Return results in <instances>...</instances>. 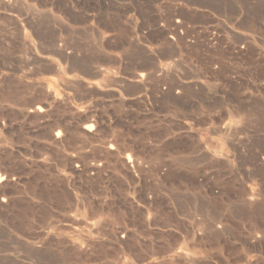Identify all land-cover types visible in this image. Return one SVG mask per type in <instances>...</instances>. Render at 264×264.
<instances>
[{"label": "rangeland", "instance_id": "rangeland-1", "mask_svg": "<svg viewBox=\"0 0 264 264\" xmlns=\"http://www.w3.org/2000/svg\"><path fill=\"white\" fill-rule=\"evenodd\" d=\"M0 264H264V0H0Z\"/></svg>", "mask_w": 264, "mask_h": 264}]
</instances>
